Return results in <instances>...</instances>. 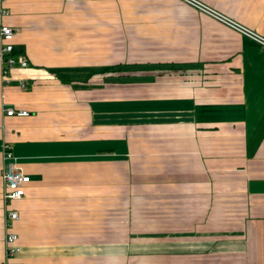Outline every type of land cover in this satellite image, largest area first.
Returning <instances> with one entry per match:
<instances>
[{"label":"crops","instance_id":"1","mask_svg":"<svg viewBox=\"0 0 264 264\" xmlns=\"http://www.w3.org/2000/svg\"><path fill=\"white\" fill-rule=\"evenodd\" d=\"M200 1L264 36V0ZM2 24L30 64L0 60V264L5 144L25 264H264V47L185 0H0Z\"/></svg>","mask_w":264,"mask_h":264},{"label":"built area","instance_id":"2","mask_svg":"<svg viewBox=\"0 0 264 264\" xmlns=\"http://www.w3.org/2000/svg\"><path fill=\"white\" fill-rule=\"evenodd\" d=\"M195 8L213 16L220 20L224 24L234 28L242 34L250 37L253 41L264 47V36L251 30L250 28L240 24L234 19L222 14L215 8L204 4L199 0H185ZM17 30L12 26L2 24L0 28V36L2 40V46L0 50V60L2 64V75L5 80H8L12 69L19 65L21 67L29 66V59L25 54L14 53L13 40ZM26 82H22V87H26ZM7 115L13 116H27L30 112L27 109L8 108ZM4 155L8 160L6 167L3 169L2 176L4 180V201L7 204L6 211V260L7 264H25L18 260V257L22 251V246L19 243V234L14 231V223L20 219L19 211L11 207V203L16 200H20L26 195V185L31 181L28 174L25 173L22 167L16 162L15 155L8 144L4 146Z\"/></svg>","mask_w":264,"mask_h":264},{"label":"trees","instance_id":"3","mask_svg":"<svg viewBox=\"0 0 264 264\" xmlns=\"http://www.w3.org/2000/svg\"><path fill=\"white\" fill-rule=\"evenodd\" d=\"M113 67L115 68V67H116V65H115V66H113ZM109 69H111V68H109V67H108V68H105L104 70H109Z\"/></svg>","mask_w":264,"mask_h":264},{"label":"rangeland","instance_id":"4","mask_svg":"<svg viewBox=\"0 0 264 264\" xmlns=\"http://www.w3.org/2000/svg\"><path fill=\"white\" fill-rule=\"evenodd\" d=\"M200 1V0H199ZM205 4V3H204ZM207 5V4H206ZM217 10V9H216Z\"/></svg>","mask_w":264,"mask_h":264}]
</instances>
